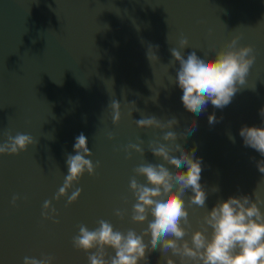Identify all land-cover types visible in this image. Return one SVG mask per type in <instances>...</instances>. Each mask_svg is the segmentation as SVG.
Instances as JSON below:
<instances>
[{
	"label": "water",
	"instance_id": "1",
	"mask_svg": "<svg viewBox=\"0 0 264 264\" xmlns=\"http://www.w3.org/2000/svg\"><path fill=\"white\" fill-rule=\"evenodd\" d=\"M237 35L238 46L252 45L256 57L246 83L223 109L209 102L199 116L187 111L175 83L179 64H169L170 49H179L184 36L190 42L180 49L185 58L196 51L214 59ZM149 44L158 46L159 60L147 59ZM111 100L121 103L118 125L112 122ZM262 107L264 0H0V144L8 132L38 141L19 155H0V264L43 255L54 256L53 264H90L88 256L96 249L77 250L72 240L80 224L94 230L101 219L117 231L142 234L148 224L132 221L136 199L130 180L141 164L163 162L149 144L165 143L162 130L137 126L135 120L150 116L165 124L175 117L179 123L170 130L202 158L200 182L208 198L203 208L188 207L191 228L184 239L191 241L193 232L203 230V216L218 201L240 195L254 200L255 191L264 199V173L256 166L264 157L239 135L244 125L264 127ZM213 113L218 122L209 124ZM81 133L93 153L86 158L100 166L95 176L86 172L74 183L68 195L75 188H82V195L66 206V197H54L68 174L66 155L75 154ZM140 140L144 156L133 151L128 159L125 148ZM136 178L147 183L146 177ZM191 195L190 189L183 195L186 206ZM13 196L20 197L16 206ZM46 200L56 209L58 224L44 219ZM259 207L264 212V204ZM116 209L127 211L123 220ZM167 257L181 264L171 249L150 250L148 264H166Z\"/></svg>",
	"mask_w": 264,
	"mask_h": 264
},
{
	"label": "clouds",
	"instance_id": "2",
	"mask_svg": "<svg viewBox=\"0 0 264 264\" xmlns=\"http://www.w3.org/2000/svg\"><path fill=\"white\" fill-rule=\"evenodd\" d=\"M241 36H235L229 43L221 48L214 59L198 55L196 51L182 54L180 49L189 47V40L182 36L179 40V49H170L174 60L169 64L176 68L175 83L182 90V103L184 108L199 116L207 108L209 102L217 108L223 109L229 105L239 91L240 86L246 83L250 69L255 62L254 48L252 45L238 46ZM158 46L148 45L147 59L159 60L156 54ZM132 104L136 107L135 101ZM112 122L118 125L121 121V103L111 100ZM139 110V109H138ZM259 115L264 120V107L259 110ZM209 124L218 122L215 114L208 117ZM141 129L156 128L164 132L162 140L150 142L149 151L162 163L147 162L133 169L135 175L130 180V189L136 203L132 208V221L134 223L147 222L148 228L142 234H137L134 229L126 233L117 231L106 220H99L98 227L90 230L86 225L80 224L79 233L73 237L72 243L77 250L91 252L88 256L90 264H148V252L159 250L166 252L171 249L175 256H179L181 264H264V212L259 207L264 204L259 192L255 191L253 200L250 196H230L226 200L218 201L202 218L203 230H196L191 235V241L184 239L191 228L188 207L195 205L205 207L208 193L201 184L202 158H196V147L187 151L178 141L175 131L179 121L173 117L167 124L155 116L135 120ZM196 121L185 130L191 134L196 127ZM7 141L0 144V155H19L27 151L30 145L37 144L31 135L11 132L6 133ZM239 135L243 138L244 145L251 147L264 157V127L244 125ZM110 140L115 139L113 133L108 134ZM234 140V137L230 136ZM144 143H129L125 148L127 158H132V152L140 153L145 150ZM75 154L66 155L68 174L64 184L55 194L59 201L66 197L67 205L75 203L82 195V188H75L71 195L74 183L79 182L87 174L95 176L100 162L95 164L86 158L93 155L88 147L87 137L81 133L75 138L73 145ZM254 159V158H253ZM187 166V171L183 167ZM256 166L260 173H264V160L257 161ZM146 177L147 183H141L136 178ZM191 195L186 206L183 195L187 190ZM214 192L219 191L213 188ZM19 196H13L12 205L16 206ZM127 211L116 209L115 215L121 220ZM42 215L46 220L54 223L58 215L50 200L43 204ZM185 225L187 227H185ZM211 229L210 237L206 235ZM145 237H150L146 243ZM114 250L115 255L109 256L107 249ZM54 256L43 255L41 258L24 257L23 264H53ZM166 264H176L171 257H167Z\"/></svg>",
	"mask_w": 264,
	"mask_h": 264
}]
</instances>
